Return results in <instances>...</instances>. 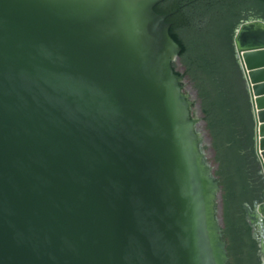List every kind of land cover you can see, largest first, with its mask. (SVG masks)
<instances>
[{
  "label": "water",
  "instance_id": "obj_1",
  "mask_svg": "<svg viewBox=\"0 0 264 264\" xmlns=\"http://www.w3.org/2000/svg\"><path fill=\"white\" fill-rule=\"evenodd\" d=\"M162 1L0 0V264H225ZM251 24L232 44L264 185V45L236 43ZM243 209L264 264V188Z\"/></svg>",
  "mask_w": 264,
  "mask_h": 264
},
{
  "label": "trees",
  "instance_id": "obj_2",
  "mask_svg": "<svg viewBox=\"0 0 264 264\" xmlns=\"http://www.w3.org/2000/svg\"><path fill=\"white\" fill-rule=\"evenodd\" d=\"M152 10L160 15L175 10L165 23L179 48L182 79L195 91L209 140L225 264H260L257 235L252 236L243 206L252 211L262 200L264 185L254 155L249 98L232 37L243 22H264V0H163Z\"/></svg>",
  "mask_w": 264,
  "mask_h": 264
},
{
  "label": "rangeland",
  "instance_id": "obj_3",
  "mask_svg": "<svg viewBox=\"0 0 264 264\" xmlns=\"http://www.w3.org/2000/svg\"><path fill=\"white\" fill-rule=\"evenodd\" d=\"M180 71H181V69H180ZM183 83H184L186 95L188 98V102L190 103V107H191V103H192L191 108H192V116H193V119L195 120L194 125H195L196 131H197V135L199 138L201 148H202V152L204 155L206 166H207V169L209 170V176L213 179L212 171L214 169V166H213L212 161L210 160L211 159V151L209 149V140H208V137L204 131L203 123L200 120L201 115H200V111H199L198 100L196 99L195 91L193 90L191 83L186 78H183ZM213 201H214V209H215L217 226L219 227L220 226L219 191L215 192Z\"/></svg>",
  "mask_w": 264,
  "mask_h": 264
},
{
  "label": "bare ground",
  "instance_id": "obj_4",
  "mask_svg": "<svg viewBox=\"0 0 264 264\" xmlns=\"http://www.w3.org/2000/svg\"><path fill=\"white\" fill-rule=\"evenodd\" d=\"M236 43L239 48L264 45V26L257 24L244 25L239 31ZM259 139V136H257V142ZM257 152L260 155L261 151L258 150Z\"/></svg>",
  "mask_w": 264,
  "mask_h": 264
}]
</instances>
